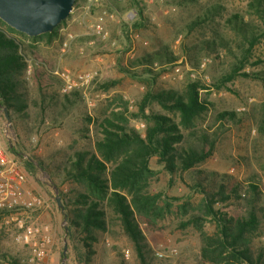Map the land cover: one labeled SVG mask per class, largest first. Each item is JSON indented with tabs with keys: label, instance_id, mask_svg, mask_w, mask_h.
Segmentation results:
<instances>
[{
	"label": "rangeland",
	"instance_id": "1",
	"mask_svg": "<svg viewBox=\"0 0 264 264\" xmlns=\"http://www.w3.org/2000/svg\"><path fill=\"white\" fill-rule=\"evenodd\" d=\"M249 2L250 0H103L85 10L82 7L84 1L79 0V5L60 24L55 37L49 42L45 41L46 38L39 41V60L58 80L56 83H42V90L60 95L77 92L81 99L72 109L63 113L62 123L57 127L50 126L49 118L39 120L35 115L37 109H34L29 120L33 130L29 135L17 130L12 123L9 136L0 133L1 145L19 161L26 175L23 198L30 200L38 197L42 200L40 205L29 208L19 206L16 210L3 214L0 222V264L21 262L29 253L28 246L16 239L21 231L20 222L46 224L50 227L54 240L51 264H78L72 248L73 240L66 238L67 224L56 201V196L60 198V195L55 184H59L62 190H67L70 185L60 183V179L52 176L54 166L60 162V150L69 154L76 149H93V126L86 122L85 115L101 116L114 107L119 108L121 100L127 101L128 111L135 113L146 92L162 88L183 93L189 81L200 80L203 84H211L214 78L238 64L246 44L229 27L226 18L232 14H240L244 19L252 21L260 32L263 25L250 14ZM212 4H218L223 9L213 20L190 29L191 20ZM139 10L141 15L137 13ZM95 22H100L108 31V41H102L92 34L90 26ZM135 23H138L136 27ZM205 40L216 41L217 50L213 55L206 54L204 50L199 51ZM111 41L114 42L113 45ZM187 47H194L188 54L189 58L184 50ZM157 50L173 54L175 61L163 64L154 61L152 67L158 73L153 76V80L142 73L132 77L123 71L126 67L138 70L137 60ZM251 54L252 60H264V34L252 48ZM195 56L199 58L198 66L191 67L187 62ZM205 58L209 62L203 70L196 72L195 78L192 77L191 72L197 71ZM260 67L261 65H245L241 71L251 72ZM63 72H68L72 78L84 75L88 80H80L77 87L69 92H62V81L58 74ZM28 76L34 98L37 95L38 81L32 73ZM106 81L115 83L105 89L102 84ZM199 96L209 102L212 109L203 111L197 117L196 128L210 127V131L215 130L218 134L212 154L200 168L228 174L243 184L252 180L260 184L261 211L258 214V233L253 241L255 244H264V126L262 125L261 131L255 120L249 119V115L264 118V80L237 75L219 88L201 89ZM156 110L165 113L161 109ZM223 111L233 112L236 121L220 128L217 114ZM168 115L178 120L177 115ZM128 116L130 124L143 133V120L134 115ZM4 120L0 109V130ZM86 126L88 130H85ZM80 129L82 131H78ZM88 136L90 140L87 139ZM36 159L46 162L49 169L41 168ZM26 162L31 163L30 168ZM152 167L159 170L158 180L152 184V188L181 200L186 197L188 188L183 181L178 177H171L156 164ZM180 219V213L175 210L174 214L159 222L156 230H150L141 224L146 237L147 253L153 258V264H162L154 258V250L171 247L176 248L177 253L164 263L199 264L198 235L191 227H179ZM207 227L211 230V224H207ZM114 230V233H108L97 243H93L95 253L91 264H118L119 254L123 255L127 264H138L133 244L118 233L117 225H114ZM65 244L67 248L63 251ZM12 258L17 262L11 261Z\"/></svg>",
	"mask_w": 264,
	"mask_h": 264
},
{
	"label": "trees",
	"instance_id": "2",
	"mask_svg": "<svg viewBox=\"0 0 264 264\" xmlns=\"http://www.w3.org/2000/svg\"><path fill=\"white\" fill-rule=\"evenodd\" d=\"M78 5L79 0H75L74 7ZM222 9L218 4L208 6L191 20L189 28L213 20ZM248 9L261 21L263 29L258 32L254 23L240 14L226 18L229 27L246 44L238 64L229 71L214 78L211 84L191 80L183 93L162 88L146 92L135 113L129 112L127 101L121 100L119 108L114 107L101 116L85 115L86 122L93 126V149H76L69 154L60 150V162L54 166L52 176L70 185L67 190H62L59 184L55 187L67 224L66 238L73 240L78 264H91L95 253L93 243L114 233V225L118 226V233L133 244L138 264H153L141 224L156 230L159 222L175 210L181 216L179 227H191L198 235L199 264H264V244L253 241L258 233L261 211L260 184L255 180L243 184L228 174L202 170L200 165L212 154L218 134L210 131V127L196 128L197 117L212 109L209 102L200 98L201 89L219 88L237 75L264 80V60L251 58L252 48L264 34V0H250ZM137 13L141 15L140 10ZM60 24L50 32L27 36L0 20V109L4 114L5 108L10 122L26 135L33 130L29 120L34 109H37L35 115L39 120L49 118L50 126L57 127L62 123L63 113L81 99L77 92L60 95L44 92L41 87L49 81L56 83L57 77L39 60L37 45L45 38L51 41ZM193 48L184 49L187 58ZM201 50L213 55L217 50L216 41L205 40ZM196 57L187 62L191 67L197 65L199 58ZM154 61L171 63L175 56L157 50L137 60L138 70L126 67L123 71L132 77L142 73L153 80L158 73L153 70ZM245 65L261 67L251 72L241 71ZM30 73L38 81L34 98L28 80ZM114 83L106 81L102 87L107 89ZM168 113L177 115L178 120ZM127 114L143 120V133L130 124ZM217 117L220 128L236 121L235 114L229 111L220 112ZM249 119L255 120L262 131L264 118L249 115ZM88 129L86 126L85 130ZM87 139L90 140V136ZM36 162L41 168L49 169L43 160L36 159ZM154 164L186 184L188 194L183 200L152 188L159 175L158 168L152 167ZM26 165L31 167L30 162ZM17 208H1L0 222L3 214ZM207 224H211V230ZM119 257L118 264H127L122 254ZM11 261L17 262L15 258Z\"/></svg>",
	"mask_w": 264,
	"mask_h": 264
},
{
	"label": "built area",
	"instance_id": "3",
	"mask_svg": "<svg viewBox=\"0 0 264 264\" xmlns=\"http://www.w3.org/2000/svg\"><path fill=\"white\" fill-rule=\"evenodd\" d=\"M103 0H84L82 5L83 9L88 10L90 6L94 4H100ZM120 1V0H114ZM131 14L128 13L127 16ZM92 34L96 35L102 41H108V31L100 22H95L91 26ZM114 42L111 41V45ZM209 62L208 58L203 59L199 64L197 71H192L191 76L196 77V72H200L204 69L205 65ZM62 81V92H69L78 86L80 80L87 81L88 78L84 75H79L76 78H72L68 72L58 74ZM11 129V122L4 120L3 127L0 133L4 136H9ZM26 181V175L21 168L19 161H17L0 142V209L25 206L29 208L31 206L40 205L42 200L38 197H32L30 200L23 198L22 190ZM21 231L17 234L16 239L29 248V253L24 260L18 263L11 264H51L53 254V235L51 229L46 224L38 223H19ZM177 253L176 248L156 249L153 252L154 258L164 263L168 259L175 256ZM128 256L127 253L124 254Z\"/></svg>",
	"mask_w": 264,
	"mask_h": 264
},
{
	"label": "water",
	"instance_id": "4",
	"mask_svg": "<svg viewBox=\"0 0 264 264\" xmlns=\"http://www.w3.org/2000/svg\"><path fill=\"white\" fill-rule=\"evenodd\" d=\"M75 0H0V20L11 28L36 36L52 31L74 8ZM5 119L10 118L3 109ZM57 205L62 210L60 198L56 196ZM67 248L64 245L65 251Z\"/></svg>",
	"mask_w": 264,
	"mask_h": 264
},
{
	"label": "crops",
	"instance_id": "5",
	"mask_svg": "<svg viewBox=\"0 0 264 264\" xmlns=\"http://www.w3.org/2000/svg\"><path fill=\"white\" fill-rule=\"evenodd\" d=\"M52 256H53V254H52Z\"/></svg>",
	"mask_w": 264,
	"mask_h": 264
}]
</instances>
